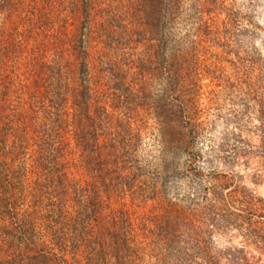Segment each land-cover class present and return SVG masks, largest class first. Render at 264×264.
<instances>
[{"label": "trees", "instance_id": "16d2710c", "mask_svg": "<svg viewBox=\"0 0 264 264\" xmlns=\"http://www.w3.org/2000/svg\"><path fill=\"white\" fill-rule=\"evenodd\" d=\"M220 1L203 0L202 14ZM181 3L0 0V264H255L242 250L209 253L200 230L219 216L213 188L142 211L157 187L141 134L115 131L113 114L167 117L191 92L164 53ZM152 40L147 55L140 43Z\"/></svg>", "mask_w": 264, "mask_h": 264}, {"label": "rangeland", "instance_id": "374dc122", "mask_svg": "<svg viewBox=\"0 0 264 264\" xmlns=\"http://www.w3.org/2000/svg\"><path fill=\"white\" fill-rule=\"evenodd\" d=\"M220 2L202 14L203 0H182L170 27L175 36L164 53L183 93L191 92L170 103L167 117L149 112L128 121L113 114V123L115 131L141 134L137 148L157 187V200L142 211L160 202L186 207L189 197L213 188L222 199L211 201L219 216L210 232L200 230L209 253L242 250L252 263L264 264V0ZM140 44L147 55L159 51L157 40ZM196 69L199 81L189 84L185 77ZM150 93L161 98V85ZM208 191L202 198H210ZM200 197L201 205L209 202ZM248 227L255 240L262 237L258 243Z\"/></svg>", "mask_w": 264, "mask_h": 264}]
</instances>
